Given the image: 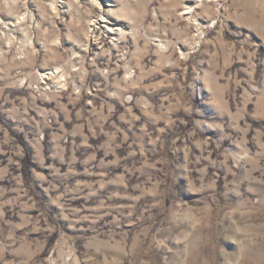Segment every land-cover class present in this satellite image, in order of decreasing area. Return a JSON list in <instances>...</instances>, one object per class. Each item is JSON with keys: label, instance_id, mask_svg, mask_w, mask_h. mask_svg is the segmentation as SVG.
I'll return each mask as SVG.
<instances>
[{"label": "rangeland", "instance_id": "1", "mask_svg": "<svg viewBox=\"0 0 264 264\" xmlns=\"http://www.w3.org/2000/svg\"><path fill=\"white\" fill-rule=\"evenodd\" d=\"M0 264H264V0H0Z\"/></svg>", "mask_w": 264, "mask_h": 264}, {"label": "bare ground", "instance_id": "2", "mask_svg": "<svg viewBox=\"0 0 264 264\" xmlns=\"http://www.w3.org/2000/svg\"><path fill=\"white\" fill-rule=\"evenodd\" d=\"M107 28V27H106ZM47 74V73H46Z\"/></svg>", "mask_w": 264, "mask_h": 264}]
</instances>
